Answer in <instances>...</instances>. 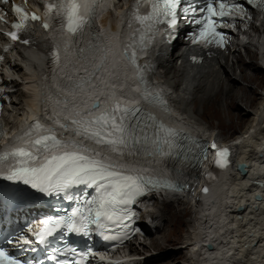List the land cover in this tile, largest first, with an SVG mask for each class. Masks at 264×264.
<instances>
[{"label":"bare ground","instance_id":"obj_1","mask_svg":"<svg viewBox=\"0 0 264 264\" xmlns=\"http://www.w3.org/2000/svg\"><path fill=\"white\" fill-rule=\"evenodd\" d=\"M107 3H104L105 7ZM118 7L124 8L121 0ZM102 15L101 22L107 27L104 37L108 42L107 51L110 57L100 75L91 84L82 87L59 86V82L78 76L82 69L76 67L67 57L62 65H50L49 40L60 35V31H44L39 27L40 23L36 31H32L31 44L12 53L14 60L4 53L7 59L2 67H7V72L1 76L3 84L16 88L9 94L14 109L6 106L4 111L8 133L21 128L34 115L42 112L43 105L39 103V94L49 102V97L56 89L66 93L64 100H52L50 103L54 114L53 122L58 123L61 115L69 116L71 122L79 120L75 118V114L87 109L86 103L91 96L118 95L119 91L131 93L133 85L129 82L130 74L114 52L115 41L120 36H131L129 24H125L112 12ZM248 17L258 19L253 14ZM253 37L255 34L251 33L250 38ZM177 44L176 39L169 44L156 43L148 64L154 71L156 80L161 81L169 92L172 101L179 104L177 109H183V113H176L189 122L193 130L200 131L208 138L220 139L228 147V160L231 165L228 164L219 173L218 179L207 183L209 188L206 191L193 192L194 188L197 190L196 182L199 179L192 175L189 182L192 189L189 192L152 193L145 197V201L149 203L148 209L154 201L164 204L160 215L159 211L153 213L156 218H162L159 219L161 224L156 232L166 229V226H177L175 235L170 234L169 230V233L155 238L152 243L147 238L140 241L145 251L150 252V248H153L160 252L159 255H149L146 261L172 257L168 264H182L176 256L187 249L183 264H264V91L260 92L255 86L258 85L264 90V66L260 62L259 52L250 46L246 47V54L253 59L249 60L232 43L220 53L213 51L212 55H208L201 52V62L199 60L197 64H188L179 63L181 56L174 51ZM9 68L12 73L8 72ZM41 82L44 84L42 90ZM45 104V116L48 117L49 105L46 102ZM8 110L11 112L6 113ZM13 116L17 119L13 120ZM202 119L208 120L210 125L204 127ZM229 119L232 120V125L229 124ZM239 126L244 131L231 140L223 139L213 130L222 127L234 129L238 133ZM68 128L70 132H74L70 126ZM74 133L77 134L76 131ZM79 140L83 141L80 138ZM72 148L78 152L89 151L94 156H99L103 150L104 160L111 157L115 159L116 165L122 164L124 160L114 150L93 143H64L47 153L57 151L59 154L71 151ZM168 159L155 156L147 160L143 167L150 170L165 164L168 167ZM239 162L247 163L246 173L239 170ZM186 165L183 163L176 168L186 171L189 168ZM188 204H193L192 210ZM192 212L193 215L184 220V214ZM182 224L191 225L193 229L189 230L184 244L170 250V246L179 240ZM129 250L134 255L130 264H140L138 260L141 257L138 254H141L142 249L132 244Z\"/></svg>","mask_w":264,"mask_h":264},{"label":"snow or ice","instance_id":"obj_2","mask_svg":"<svg viewBox=\"0 0 264 264\" xmlns=\"http://www.w3.org/2000/svg\"><path fill=\"white\" fill-rule=\"evenodd\" d=\"M7 3L8 0H3ZM99 0H55L47 5L49 11L56 10L65 18V31L69 42L75 37L83 38L87 30H89L94 22L95 8ZM181 0H135L132 11L133 18L142 26L151 29L154 23L162 22L161 17L167 19L170 26L176 24V9L180 6ZM249 3H256L264 8V0H248ZM142 3L150 4L151 11L147 15H141L139 8ZM235 7V6H232ZM226 5L219 4V11L213 7V0H205V6L200 8V12L205 13L203 20H197L196 23H203L204 28L201 29V37L208 36L219 37L220 34L215 31L213 17H224L229 15L225 11ZM242 10V9H241ZM13 11L18 17L12 27L13 31L8 33L12 40L19 39V32L28 30L29 20H37L38 16L32 14L29 16L23 8L13 5ZM185 14L190 11L195 12V5H189L183 8ZM48 27L47 24L44 25ZM135 35V34H134ZM143 41V35L141 36ZM28 43L27 40L23 41ZM217 43L223 45L222 38ZM83 49L80 50L83 53ZM132 63H136L135 52L131 55ZM58 59V55H57ZM90 73L80 84L87 83L94 78L95 71ZM140 79L145 83L144 99L151 103L163 105L166 108V101L158 95L154 96L147 89V82L144 78L143 70H140ZM79 86V85H77ZM99 104H94L93 109L98 108ZM142 109L139 105L129 108L128 106L115 104L110 110L101 112L99 115L91 118H82L72 120V124L76 125V132L95 139L97 143L111 145L113 150H117L119 146L128 147L129 142L139 143V137L135 133V129L140 126L143 117L139 115ZM147 120L156 123L155 117L148 114ZM135 122V123H134ZM65 125H61L64 127ZM151 127V125H146ZM43 129L38 121L27 132L26 136H31L35 132ZM2 134V133H0ZM179 133L167 128L160 123L155 130L154 139L152 141L156 148L162 151V145H167L170 149L176 146ZM147 140V135H144ZM65 142L60 140L56 134L49 131L47 135L38 136L30 142L31 148H15L10 152L0 153V161L9 158L16 160V165L12 167L6 174L9 181H22L26 185H30L33 189H37L42 193L67 192L74 185H85L87 188H95L98 195L91 200H87L83 207L74 208L70 215L66 217L50 218L44 221V226L36 234L39 242L44 243L46 238L52 236L58 229L67 228L69 232H84L88 234L89 225L95 224L99 229L105 228L106 222H114L121 224L124 220H130L133 214H129L126 206L135 200V197L143 194L148 186L153 187H172L167 181L161 183L151 177L142 175L125 174L123 171L116 170L112 164H107L103 160L88 156L82 152L66 151L59 154L46 157L43 163L34 165V161L40 158L44 152L54 151L61 147ZM216 148L215 143L212 145ZM35 149V151L31 150ZM228 149H217L216 163L225 167L227 165ZM72 199V196H67ZM78 218V219H77ZM127 227V225H124ZM127 234L124 239H127ZM104 239H121L120 236H104ZM11 243V240L8 241ZM67 251L75 253V249ZM91 254L88 252L81 253L82 256ZM0 264H22V262L11 256L4 247H0ZM60 264H72L71 261H61Z\"/></svg>","mask_w":264,"mask_h":264},{"label":"rangeland","instance_id":"obj_3","mask_svg":"<svg viewBox=\"0 0 264 264\" xmlns=\"http://www.w3.org/2000/svg\"><path fill=\"white\" fill-rule=\"evenodd\" d=\"M242 53H244V55L246 54V52L245 51H242ZM246 56L248 57L247 59H249V60H253V59H250V58H252V57H250L248 54H246ZM180 63V62H179ZM25 70H26V68H25ZM244 84H246L245 82H243ZM247 85V84H246ZM256 87H258V89L260 90V92H263L264 90H263V88L262 87H259L258 85H255ZM261 95V94H260ZM8 106L9 107H12V104L10 103V104H8ZM18 106V105H17ZM178 106H179V104H177L176 102H173V109H176V110H179V109H177L178 108ZM13 109H14V107H12ZM252 110V109H251ZM253 111V110H252ZM9 112H11V110H8L6 113H9ZM5 115H4V121H5V123H6V120H5ZM12 119L13 120H16L17 118H15L14 116L12 117ZM12 120V121H13ZM203 120V126L204 127H207V126H209L210 125V123H209V121L208 120H206V119H202ZM217 121V120H216ZM228 122H229V124H233V122H232V120H228ZM216 123H218V121L216 122ZM7 128H9V127H7ZM238 128V133H235V131H234V129H230V130H228V129H224V128H222V127H217V128H215V130L220 134V136L224 139H227V140H231V139H234L235 137H237L238 135H241V133L244 131V129L242 128V127H237ZM173 203H175V205L176 206H179L180 204L178 203V202H176V201H174ZM188 206H189V208L192 210V208H193V204H188ZM163 207H164V204L163 203H160L159 204V202H156V201H154V202H152L151 203V207H150V209H152V210H154L155 212H158V214L160 215L161 214V212H162V210H163ZM180 207V206H179ZM178 207V208H179ZM192 207V208H191ZM152 212V214L153 213H155V212ZM193 215V212L192 213H187V214H184V220H186V218H190L191 216ZM161 220H162V218L161 217H159ZM160 221V220H159ZM160 224H161V222H160ZM169 228V229H168ZM174 228V229H173ZM177 228V226L176 225H173V226H166V229H160L158 232H156V233H152V234H150L148 237H147V240H148V242L149 243H152V241L155 239V238H160V237H163V236H165L164 234H167V232L169 233L170 231V234H173V235H175L176 233V229ZM193 229V227L190 225H185V224H182V225H180V230H181V233L178 235L179 236V240L177 241V242H175L174 244H172L171 246H170V250H174V247H176L177 245L178 246H180V245H182V244H184V242L185 241H187V235L189 234V230H192ZM170 230V231H169ZM175 230V231H174ZM157 234V235H156ZM151 237V238H150ZM136 245H138L141 249H142V251H140V253L141 254H138V255H140V257H141V259L140 260H138V262L140 261V264H168L169 262H171L172 261V257H168V258H166V259H162V258H160V259H158V260H150V261H146V257H148L149 255H151V254H154V255H159L160 254V252H158V251H156L155 249H153V248H150V252H147V251H145L143 248H142V246L140 245V242L139 243H137ZM187 249L185 250V252H183V253H181V254H179V255H177L176 257H177V260L178 261H181L182 262V264H183V262L185 261V259H186V256H187Z\"/></svg>","mask_w":264,"mask_h":264},{"label":"water","instance_id":"obj_4","mask_svg":"<svg viewBox=\"0 0 264 264\" xmlns=\"http://www.w3.org/2000/svg\"><path fill=\"white\" fill-rule=\"evenodd\" d=\"M238 168H239V170L241 171V172H243V173H246L247 172V163H245V162H239L238 163ZM240 207H242V206H240Z\"/></svg>","mask_w":264,"mask_h":264}]
</instances>
